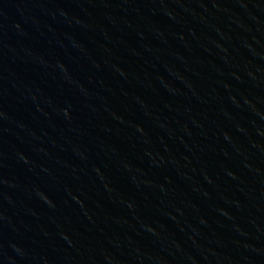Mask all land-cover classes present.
<instances>
[{
  "label": "water",
  "instance_id": "water-1",
  "mask_svg": "<svg viewBox=\"0 0 264 264\" xmlns=\"http://www.w3.org/2000/svg\"><path fill=\"white\" fill-rule=\"evenodd\" d=\"M0 264H264V0H0Z\"/></svg>",
  "mask_w": 264,
  "mask_h": 264
}]
</instances>
